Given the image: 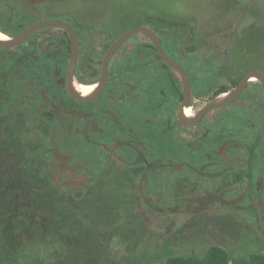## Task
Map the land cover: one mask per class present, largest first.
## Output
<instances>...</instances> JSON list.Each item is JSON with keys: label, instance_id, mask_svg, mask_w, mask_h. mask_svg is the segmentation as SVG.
Returning <instances> with one entry per match:
<instances>
[{"label": "rangeland", "instance_id": "1", "mask_svg": "<svg viewBox=\"0 0 264 264\" xmlns=\"http://www.w3.org/2000/svg\"><path fill=\"white\" fill-rule=\"evenodd\" d=\"M11 5L20 7L22 17L29 23L55 18L76 29L80 35V46L74 81L84 85L97 79L94 73L99 69L104 46L110 37L137 26L159 34L167 52L187 70L192 86L197 84L194 90L199 95L192 97V113L211 97L212 89H203L201 84L213 81L214 85L222 83L231 89L247 71L259 69L264 72V0H10L6 6ZM51 27L39 28L33 39H51L54 49L49 53L54 54L65 50V37L59 29ZM174 34L192 50L202 48V52L195 53L197 59L190 56L182 59L174 52L178 43ZM137 36H131L111 60L109 90L123 89V80L132 82L140 77L137 65H131L125 55L130 49L139 50L136 48L138 41L144 39ZM42 43L47 44L45 41ZM28 44L26 42L12 50L22 51ZM209 51L216 54L211 53L208 57L206 53ZM216 56L218 65L212 75L211 63L215 62ZM141 60H152L154 72H161L164 79V91L171 94L170 98H175L178 92L165 76L167 69L162 63L157 58L147 59L146 56ZM19 73L15 69L12 76L18 77ZM250 80L256 82L255 78ZM150 87L154 85L150 84ZM158 93L159 90L155 89L154 94L158 96ZM108 97L106 95L102 100ZM164 98L158 97L153 104ZM63 100L73 109L80 103L69 95H64ZM238 105L239 102L231 103L223 110L210 112L205 123H215L217 127L209 129L200 143L186 141L193 138L196 131L208 127L204 123L181 131L179 134L186 141H181L176 147L167 145L170 148L167 154L185 159L193 169L197 166V175L195 170H189L188 165L176 173L163 174L151 187L156 196L152 194L148 201L135 195L137 178L133 169L138 167L141 170L143 165H131L116 156L123 154L121 150L125 151L121 148L115 151L116 155L109 149L100 148L98 154L102 167L97 180L88 186L63 192L67 203L76 212L73 225L66 230L60 228L58 232L64 235L63 238L54 234L43 242L35 240L21 255L22 264H162L169 254H201L211 244L233 251L235 257L264 251V201L256 204L261 210L260 215L249 213L245 208L246 202H239L236 198L251 189L246 146L256 138L253 126L258 120L249 115L248 109H239ZM163 108L162 113H165L160 115V119L149 116L145 121L148 129H154V140L156 135L165 134L169 138L176 135L172 125L175 121L174 103L166 102L165 110ZM224 137L239 139L236 142L238 147L232 152L236 160L230 165L219 162L216 167H209L214 162L209 158L201 165L197 158L199 153L207 152ZM201 143L205 144L202 146ZM162 150L164 148H153L155 153L150 159L159 158ZM258 164H263L262 169ZM201 167L203 169L199 172ZM254 175L260 181L254 185L264 191V152L255 165ZM201 187L221 191L224 197H235V200L197 211L187 208L184 203L180 205L182 211L177 207L174 212L164 211L153 204L155 200L158 205L173 206L177 203L175 196L198 191ZM262 198L264 200V196ZM139 202L145 207L143 212L139 209ZM4 215L0 214V264H18L14 255L16 238L8 231L9 221L7 217L3 221Z\"/></svg>", "mask_w": 264, "mask_h": 264}, {"label": "trees", "instance_id": "2", "mask_svg": "<svg viewBox=\"0 0 264 264\" xmlns=\"http://www.w3.org/2000/svg\"><path fill=\"white\" fill-rule=\"evenodd\" d=\"M9 8L10 11L0 4V31L17 34L29 22L22 17L20 7L11 5ZM56 28L65 37V50L57 51L56 57L49 53L51 42L41 44L44 40L33 39L34 34L22 51L11 48L7 62V48L0 46V214H5L3 221L7 217L8 231L16 238L14 255L18 264H22L21 255L35 240L43 242L54 234L63 238L64 235L58 232L60 228L66 230L73 225L76 212L67 203L63 192L88 186L97 180L102 167L98 154L100 148L111 149L114 154L121 148L125 153L121 150L123 154L117 155L122 160L131 165H143L141 170L136 167L133 171L137 178L135 195L146 201L152 194L156 196L151 187L163 174L169 173V169H165L167 164L181 163L163 150L159 158L150 159L155 153L153 148L176 147L183 141L176 135L169 138L165 134L156 135L154 140V129L146 127L145 121L149 116L160 119V115L165 113H162V108L165 110L167 101L161 72L152 71L149 81L139 75L127 90V99L137 109L138 123H134L129 114L122 113L121 117L115 110L103 109L98 103L79 101V106L73 109L62 101L64 95H68L64 77L70 43L66 32ZM113 38L110 37L104 50ZM162 64L168 67L166 63ZM15 69L20 71L18 77L12 76ZM94 75L98 76L97 70ZM155 89L160 92L158 96L154 94ZM227 90L224 84H218L210 99ZM246 93L243 92L239 99H251ZM113 95L115 101L121 99ZM158 97L164 99L153 104ZM140 125L144 129L140 130ZM227 142L224 138L215 146L229 147ZM190 194L194 195L193 192ZM142 202L138 203L141 212L145 208ZM153 202L156 207L172 212L177 211L181 203L193 211L211 207L206 203L201 208V204L184 195L176 196L177 203L173 206ZM179 210L182 211L181 207ZM232 253L221 245L211 244L201 254H169L162 264H264V251H254L246 257H235Z\"/></svg>", "mask_w": 264, "mask_h": 264}, {"label": "flooded vegetation", "instance_id": "3", "mask_svg": "<svg viewBox=\"0 0 264 264\" xmlns=\"http://www.w3.org/2000/svg\"><path fill=\"white\" fill-rule=\"evenodd\" d=\"M8 1L9 2L6 3L5 0H0V4L5 7L6 5H8L10 3V0H8ZM11 4H13V3H11ZM6 7H7L8 11H10V8L8 6H6ZM29 24L30 23H28L27 25H29ZM51 26L52 27H55V28L57 27V26H54V25H51ZM43 27H45V26H43ZM40 28H42V27H40ZM58 28H60V27H58ZM38 29L35 30L32 34H30V36H28L26 38V40H24L23 42L15 45V46L5 47V48H7V50H5V52L7 53L6 62L9 60V54H10L11 48L14 49L15 47H19V46L21 47L22 44H25L26 42H29L28 39L33 34L35 36V34L38 31ZM153 32L159 37L160 43H161L163 49L166 51V53L170 57H172L174 60H176L165 49V47H164V45L162 43V40H161V37L159 36V34H157L155 31H153ZM77 34H78L79 46H80V35H79L78 32H77ZM0 35H2L4 38L6 37V33H4V32L3 33L0 32ZM14 35H16V34H8L7 36H14ZM138 35L139 36H137V37H141V38L144 39V40H139L138 41V45L136 46V48L139 49V50L138 51H132V49H130L129 51H126L125 52V55L128 58V60H129V62H130L131 65H137V70H138L137 73H138V75H140L142 78H144L145 81H149L150 78H151V75H152L151 74V71H154V69H153V63H152V60L143 62V60H141L142 59V56H146L147 59L157 58V60H159L161 63L164 62V61L157 54L156 49H155V47L153 45V42L147 36H145V35H142V34H138ZM117 36H113L114 37L113 40ZM163 37H166V36H163ZM175 37L178 40V43H177V46H176V49L174 50V52L177 53V55L179 57H181L182 59L183 58L186 59L185 57H188V56L194 57L196 59L198 58V56L195 55V53L202 52V48L192 50L189 46H187V44H185V41L183 39H180V37H178L176 35H175ZM129 38H127L121 45H119L116 48V50L114 51V53L112 54V56H111V58L109 60V63H108V68H107V71H108V82H107L104 90L100 94V96L97 99L93 100V101H84V100H78V99H75V98L74 99L77 100V101H84L86 103H98V104H100V106H102V108L104 107L107 110H115L117 112V114H119V116H121V117L123 115L122 113H125V114L127 113V114H129V117L132 119V121L134 123H138L139 120H138V115H137V109H136L135 106H132L131 100L130 99H127V97H126V94L128 92L127 90L128 89H131V86L133 84L132 82H134L135 80H138V78H136L132 82L128 81L127 79L123 80L124 81L123 82V86H125L124 87L125 89L123 88L124 90L121 89V88H120V90H118L117 88H112L110 90L108 89L109 88L110 78H111V66H110V62L113 59L114 55L115 54H118V51L122 47V45L125 44L126 41L130 40ZM44 41L47 44H48V42H51V44L53 43L52 40L49 39V38H44ZM1 47H3V46H1ZM53 49H54V45H51V50H53ZM105 50H103L102 56H103ZM186 51H188V53ZM211 53H215V52L209 51L208 53H206V55L208 57H211ZM156 54H157V56L159 58L156 56ZM53 55L56 57L57 56V51ZM31 56H33V55H31ZM102 56H101V58H102ZM212 58H214V57H212ZM77 59H78V55H77ZM217 60H218V56H216V58H215V62H214L215 64L214 63H211L212 64V67H211L212 75H214L216 73V69H217V65H218V64H216ZM164 63H166V62H164ZM178 63L184 68V70L186 71V73L188 75V72L185 69V67L180 62H178ZM100 64H101V59L99 61V69L97 68V71H98L97 79L94 82H92V84H90V83L87 84L86 83L87 85H84L82 83L75 82L76 87L78 86L80 88H83L85 90V92L91 90V88L97 84V80L99 79ZM76 65H77V60H76ZM167 66L168 67H165L164 66L167 69V72H166V75L165 76H167L168 80L171 81V83L173 81V84H172L173 89L178 92V95L175 98H170L171 97V94L166 93L165 91H164V95H165V100L167 101V103H170V104L174 103V107L175 108L173 109V111H174L173 117H174V120L175 121H174V123L172 125H173V127L175 129L176 136L180 139V141H181V139H183V141H186L185 138H183L179 134L181 131H185V130L189 129L190 127H192V126H194L196 124H200V123L206 124L205 123V118L207 117V115L210 112H212V111H216L217 112L219 110H223L228 105H230L231 103H238L239 102L240 105H243V106L238 105V108L239 109H242V108L248 109V111H249L248 113H249L250 116H253V117L258 118V120L254 123V126H253L254 128H256V130L254 129L255 130V134H256V138H255L254 142L252 141V142L248 143L247 146H246V148H247L246 150L248 151V153L246 154L247 156H246L245 159L250 164V168L247 169L249 174H247V175H248V178L250 180L249 184L251 186V189L248 192L244 193V194L243 193L240 194L236 198L238 199L237 201H239V202H246L245 208H248L249 209L248 210L249 213L250 212H255V213H259L261 215V210H259L258 207H256V204L259 203V202H261V201H264L263 198H262L264 196V191H260V189L258 188V185H254V183H259L260 182V181H258V180L255 179L254 169H255V165L257 164V161L259 159V156H260L261 152H264V92H263V90L261 88L260 82L258 80H256V82H252L251 80L248 81L247 84H246L245 89L240 93V95H241L243 92L247 91L246 94L249 95L251 97V99H245V100L239 99V97H240V95H239L235 100H233L229 104H226V105H224L222 107H219V108H216V109H212V110L206 112L194 124H192L190 126H181V125L178 124V120H177V109H178V106H179V104H180V102L182 101V98H183V90H182V86H181V83H180L177 75L175 74V72L172 70V68L168 64H167ZM75 70H76V66H75ZM256 70L262 71V70H259V69H256ZM74 76H75V72H74ZM240 78L238 79V81L240 80ZM188 79H189L190 87H191V99H190L189 104L184 108V111L183 112H184V114L190 116V115H193L197 111L196 110L195 112L192 113V109L190 107V105H192V97L194 96V94L196 96H198V95L195 93V90H194L195 89V85H197V84H194V87H193L192 86V83H191V79L189 78V75H188ZM238 81L236 82V84L238 83ZM124 83H125V85H124ZM236 84H234V86ZM214 86L216 87V86H218V84H215L214 85L213 84V81H208V82H206L204 84H201V88L203 87V89H207V87H208L209 89L214 90L215 89ZM228 90H230V88H228ZM67 94H68V92H67ZM113 94H116V95L120 96L121 99L118 98L117 101H115L113 99L115 97ZM106 95H109V97L108 98H105L104 100H102V98L104 96L106 97ZM179 95H181L180 99H179ZM254 96H256L258 98L257 99H252ZM177 100H179V101L177 102ZM209 100H211V99H209ZM114 106H115V108H114ZM206 125L208 127H205L203 129L201 128L200 131L197 129L198 131H196L194 133L193 138H190L186 142L195 141V143H200V140L202 138H205L206 135L208 134L209 129H212V128L217 127V125H215V123H212L210 125L209 124H206ZM142 129H143V126H141V129L140 130H142ZM224 138L228 141L227 143L229 144V147H216L215 145H213V147H211L209 150H207V152L201 151L199 153V156L197 157L200 160V164L201 165L203 164L202 162L205 161V160H207L208 158H213L214 159V162H212L210 165H208L209 167H212V166L213 167H216V165H219L218 164L219 162H224V164L230 165L233 161L236 160L235 159V156H234L235 154H233L232 152L238 147V146H236V142H238L239 139L236 138V137H224ZM224 138H222V139H224ZM222 139L220 141H222ZM203 144H205V143H201L202 146H203ZM202 146H201L200 149L203 148ZM164 151H165V153H168L170 151V148H164ZM208 154L215 155V157H213L211 155H208ZM219 154H221V155H219ZM114 155H116V154H114ZM116 156H118V155H116ZM118 157L121 158L120 156H118ZM171 158L173 160H177V161L178 160L179 161L181 160L180 161L181 163L179 165L167 164V167H165V169L166 170L169 169V173L164 174L165 176H167L169 174H172V173H176L181 168H183V166H185V165L187 166L188 165L186 163L185 159H182L181 157L180 158H176V157H172L171 156ZM145 165L148 166V167H151V165L149 163H146ZM188 167H190V165H188ZM262 167H263V164H258V168L259 169H262ZM191 169H193V167L192 168L191 167L189 168V170H191ZM202 169H203V167L200 168L199 172ZM194 170H195V174L197 175L196 171L198 170V167L195 166V168L193 170H191V171H194ZM152 183H154V182H152ZM203 188L204 187H201L200 190H198V191H191V192L194 193V195H191L190 194L191 192H189L187 194H184V196L185 197L188 196V197L193 198V200L195 202L201 204V208H204L203 206L206 203H209V204H211V209L213 207H216L217 205L224 204L225 203L224 201H228V202L230 201L231 202V201L235 200V197H231V198L224 197L221 191L220 192L219 191L218 192H215L213 190H207V189H203ZM188 194H190V195H188ZM236 195H238V194H236ZM236 195H233V196H236ZM178 196H183V195H178ZM222 196H223V198H222ZM213 203H215V204L212 205ZM206 210H208V208ZM225 210H228V209H225ZM212 211H214V210H212ZM259 217H261V216H259Z\"/></svg>", "mask_w": 264, "mask_h": 264}, {"label": "water", "instance_id": "4", "mask_svg": "<svg viewBox=\"0 0 264 264\" xmlns=\"http://www.w3.org/2000/svg\"><path fill=\"white\" fill-rule=\"evenodd\" d=\"M48 25L60 27L68 35L70 43V55L66 65L64 84L68 94L78 100L93 101L100 96L108 82L107 68L112 54L114 53L116 48L121 45L127 38L135 34H142L147 36L153 42V45L159 57L164 62H166L177 75L183 90V98L177 109V120L178 124L181 126H190L197 122L206 112L222 107L235 100L245 89L247 82L250 81L252 77L260 82L261 88L264 92V72L258 70H250L243 74V76L233 88L207 101L193 115L188 116L184 114L183 110L189 104L191 99V87L186 71L176 60H174L166 53L160 43L159 37L151 29L147 27L137 26L122 32L109 44L101 58L100 73L97 84L89 92L80 93L76 90L74 81V72L79 51V38L77 31L71 24L55 18L39 19L27 25L23 30H21L14 36L0 38V46H15L26 40V38L38 28Z\"/></svg>", "mask_w": 264, "mask_h": 264}, {"label": "bare ground", "instance_id": "5", "mask_svg": "<svg viewBox=\"0 0 264 264\" xmlns=\"http://www.w3.org/2000/svg\"><path fill=\"white\" fill-rule=\"evenodd\" d=\"M1 32V31H0ZM3 33V32H2ZM8 36L6 35V37L5 38H7ZM0 38H4L2 35H0ZM253 78V77H252ZM251 78V79H252ZM75 87H76V85H75ZM94 87V86H93ZM93 87L91 88V90L93 89ZM76 90L78 91V92H80V93H87V92H89V91H87V92H85V90L83 89V88H80V87H76ZM84 90V91H83ZM184 111V110H183Z\"/></svg>", "mask_w": 264, "mask_h": 264}]
</instances>
